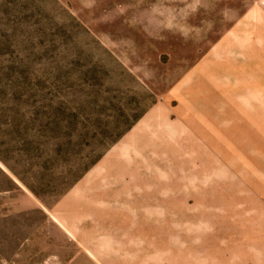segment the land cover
Segmentation results:
<instances>
[{
    "label": "rangeland",
    "instance_id": "obj_1",
    "mask_svg": "<svg viewBox=\"0 0 264 264\" xmlns=\"http://www.w3.org/2000/svg\"><path fill=\"white\" fill-rule=\"evenodd\" d=\"M0 264H264V0H0Z\"/></svg>",
    "mask_w": 264,
    "mask_h": 264
}]
</instances>
